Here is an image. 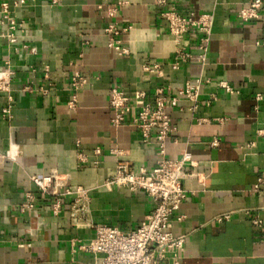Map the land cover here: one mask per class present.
Here are the masks:
<instances>
[{
  "label": "crops",
  "instance_id": "0c3cea01",
  "mask_svg": "<svg viewBox=\"0 0 264 264\" xmlns=\"http://www.w3.org/2000/svg\"><path fill=\"white\" fill-rule=\"evenodd\" d=\"M2 1L25 20V29L18 33L17 48L0 37V69L14 65L10 89L0 90V154L11 142L18 147L17 156L0 164V264H94L102 254L82 247L94 236V225L137 227L154 199L143 189L109 188L104 182L118 162L151 170L160 154L155 131L145 142L136 126L111 123L110 90L119 86L128 94L136 89L153 94L163 86L174 94L198 76L203 79L198 106L182 97L169 108L174 130L165 141L167 156L178 157L186 148L195 161L185 168L194 174L182 181L188 196L173 214L172 231L186 234L178 264H264V228L251 223L255 215L264 217V192L254 190L264 170V136L257 134L264 126V0L260 17L249 21L238 12L251 0H166L165 5L124 0L115 19L131 25L122 36L128 55L109 47L104 32L110 21L106 8L119 0H25L19 6ZM171 7L185 15L214 13L204 65L194 58L178 69L170 66L175 44L161 13ZM196 41L193 37L190 45L195 56ZM154 61L163 64L159 77L142 69ZM77 70L87 82L71 109ZM222 81L234 90H226ZM8 103L13 116L7 120L1 108ZM80 150L89 156L84 164L77 157ZM52 169L69 172L72 184L90 189L86 208L66 195L59 214L52 212V200L42 198L30 179ZM74 202L79 209L73 214ZM225 213L230 218L217 219Z\"/></svg>",
  "mask_w": 264,
  "mask_h": 264
},
{
  "label": "built area",
  "instance_id": "2783aa9c",
  "mask_svg": "<svg viewBox=\"0 0 264 264\" xmlns=\"http://www.w3.org/2000/svg\"><path fill=\"white\" fill-rule=\"evenodd\" d=\"M58 0H51L56 4ZM25 3V0H15L14 6ZM126 3L124 0L117 1L114 5L106 8V15L110 21L104 28L108 38V46L113 48L120 55H128L130 50L123 44V34L131 28V25H120L115 19L118 7ZM159 5H165L166 0H157ZM263 6L262 0H251L242 7L238 15L244 21L255 20L260 17V9ZM102 8V5H99ZM162 16L168 22L169 33L175 44L174 59L170 62L173 69H178L183 63L190 62L196 58L202 65L207 61L209 43L214 25V13L203 12L196 14L190 12L181 14L174 7L162 11ZM0 37L5 38L9 45L18 47V33L25 29V20L17 18L11 9L8 1L0 2ZM195 37L198 54L195 56L190 49L191 39ZM27 47L26 44H22ZM12 63H8L4 69H0V90H9L14 74ZM142 69L159 77L163 75V64L161 62H144ZM48 66L45 67L46 74ZM87 82V77L80 71H75L71 79V87L74 93L68 102L71 109H75L78 104L79 90ZM203 79L198 76L194 80H188L186 84L178 88L174 94H167L163 86L155 88L153 94L145 89H136L132 94H128L123 88L113 86L109 95V106L113 112L111 123L120 126L125 123L136 126L145 142L150 140L151 132L155 131L156 142L160 154L157 165L148 170L141 166L134 170L128 163L118 162L115 174L106 179L104 184L112 186H125L131 190L143 189L155 201L152 211L146 215L145 219L135 228L123 231L116 226L107 224L94 225L95 234L86 245L82 247L93 253H101L102 258L94 264H164L169 260L170 264H178L179 252L186 242V234H175L172 231L173 214L180 208L181 203L187 198L188 190L183 186V179L194 173L185 170L186 166H194L191 152L184 148L178 157H169L166 153V138L174 130L171 125L169 108L177 106L179 100L185 97L193 102L192 108L199 104V93ZM228 91L234 89L227 83H220ZM31 91L30 86L25 87ZM257 99L261 95L256 96ZM9 101L12 96L8 95ZM1 115L5 119H11L12 108L10 103L1 108ZM257 134L264 136V126L257 129ZM77 146L80 141H76ZM213 146L219 144V140L214 138L211 142ZM112 153L118 154L119 150L111 149ZM101 153L100 147L94 149V154ZM18 155V147L11 142L5 154H0V164L4 157L14 158ZM80 164L88 162L89 156L85 151H77ZM94 166L98 165V160H93ZM30 179L38 186L42 198L52 200V212L59 214L62 207L63 197L72 196L75 202H80V208H86L90 199V189L83 185L71 183L69 172H60L52 169L48 174H33ZM254 190L264 192V170L257 177ZM29 207H33L31 192L27 193ZM72 206L73 214L79 208ZM264 209V206H263ZM183 216H179L181 219ZM230 218L229 213L219 215L218 220ZM251 223L255 227L264 228V217L255 215L251 218Z\"/></svg>",
  "mask_w": 264,
  "mask_h": 264
}]
</instances>
